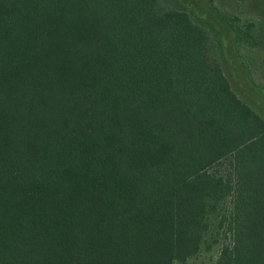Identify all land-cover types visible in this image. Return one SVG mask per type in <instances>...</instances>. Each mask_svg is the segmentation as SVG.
<instances>
[{
    "label": "trees",
    "instance_id": "1",
    "mask_svg": "<svg viewBox=\"0 0 264 264\" xmlns=\"http://www.w3.org/2000/svg\"><path fill=\"white\" fill-rule=\"evenodd\" d=\"M225 18L258 69L243 52L257 22ZM222 45L164 0H0V264H175L216 246L217 264H264V118Z\"/></svg>",
    "mask_w": 264,
    "mask_h": 264
},
{
    "label": "rangeland",
    "instance_id": "2",
    "mask_svg": "<svg viewBox=\"0 0 264 264\" xmlns=\"http://www.w3.org/2000/svg\"><path fill=\"white\" fill-rule=\"evenodd\" d=\"M166 3L187 9L199 21L213 23L222 39L221 62L233 90L264 118V94L257 87L264 85V0H227L219 3L220 11L208 0H164ZM222 9V10H221ZM238 14L243 21L254 20L260 28V45L254 49H243L250 53L249 64L255 60L258 69L250 67L248 72L236 51L235 36L225 16ZM219 247L204 251L186 263L175 264H217Z\"/></svg>",
    "mask_w": 264,
    "mask_h": 264
}]
</instances>
